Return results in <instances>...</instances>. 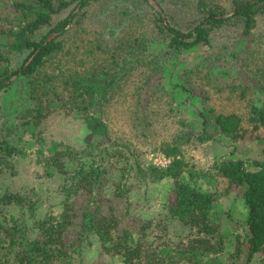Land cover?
<instances>
[{"label": "trees", "instance_id": "16d2710c", "mask_svg": "<svg viewBox=\"0 0 264 264\" xmlns=\"http://www.w3.org/2000/svg\"><path fill=\"white\" fill-rule=\"evenodd\" d=\"M168 1L0 0V173L14 168L10 158L26 156L32 149L46 178H62L64 197L56 211L48 210L30 230L15 216L2 219V208L25 207L35 216L39 205L31 202L32 197L11 193L0 199V264H73L94 243L101 253L119 257L123 264H227L229 259V264H253L264 254V161L221 157L212 166L199 168L186 155V147L195 143L217 137L241 142L249 132L264 129V49L257 48L256 38L264 21V0H233L231 13L211 0H197V19L185 31L168 12ZM100 8L108 13L97 12ZM70 9L67 17L55 22ZM94 11L105 14L103 21L110 20L115 28L96 40L95 49L90 48L95 39L89 40L87 53L75 57L79 53L66 47V36ZM232 28L237 34L224 56L216 51L214 35ZM51 34L55 37L50 39ZM198 47L205 48L202 60L183 69V82L170 89L159 86L169 65L175 68L182 55ZM104 54L109 55L108 62L101 61ZM17 56L24 58L14 65ZM134 74L150 77L140 90L135 127H150L157 115L154 107L160 103L166 115L179 117L178 132L157 148L171 158L165 168L144 164L128 142L114 138L105 117L120 81ZM15 77L22 81L20 99L4 120V93L14 86ZM214 88L244 102L246 114L212 106ZM188 109H193V119L184 114ZM54 113L74 115L84 123L82 150L44 138L42 125ZM123 149L133 179L145 185L173 182L167 220L195 236L175 247H149L145 238L151 222L141 229L134 222L122 228L116 215L103 213L98 198L110 177L107 164ZM219 180L226 182L227 194L235 192V200L243 203L246 216L240 222L235 208L225 210L223 195L213 190ZM126 183L116 190L129 206ZM81 193L90 201L78 209L74 199Z\"/></svg>", "mask_w": 264, "mask_h": 264}, {"label": "rangeland", "instance_id": "374dc122", "mask_svg": "<svg viewBox=\"0 0 264 264\" xmlns=\"http://www.w3.org/2000/svg\"><path fill=\"white\" fill-rule=\"evenodd\" d=\"M196 1L169 0L166 3V8L174 16V22L179 29L185 31L188 25L197 19V14H195L194 10ZM211 1L224 7L227 13L232 12L233 0ZM106 9L100 8L96 11L108 13ZM71 11L72 9L58 16L55 22L67 17ZM96 11H94L91 18L85 20L84 24H76L69 29L66 36V47L79 53L75 57L87 53L89 40L95 39L94 43L90 45L91 47L89 46L91 49H95L96 40L105 38L109 30L115 28V24L110 22V20L106 19L103 21L102 18L106 17L105 14L100 15ZM5 14H7V11ZM95 17H98V19ZM121 26L120 30L124 27V24ZM236 34L235 28L222 29L216 32L214 35L216 51L226 56L231 50L226 49L230 47ZM52 36L55 37V34L50 35V37ZM151 38H154V35ZM256 38L259 41L257 48L264 49V21L260 24ZM259 38H262V40H259ZM107 39L109 41L112 40L111 38ZM100 46V53L102 55L104 45ZM204 52L205 48L198 47L190 53L182 55L175 68L170 64L169 70L164 74L163 81H159V86L165 85L167 89H170L172 84L183 82L181 78L183 69L202 60ZM106 57L108 58L109 55L104 54L101 61L108 62ZM23 58L24 56L13 57V64L16 65ZM55 64H58V61ZM151 77L153 80L156 79L154 75H151ZM142 78V74H134L120 81L121 87L117 90L118 96L107 107L105 117L114 138H117L119 142H128L130 147L135 150V155L144 164L156 166L155 163L159 164L164 154L157 148L161 143L170 139L178 132L177 118L179 117H173L170 112L169 115H166V110L163 104L160 103V105L154 107L157 115L154 117L150 127L146 129L135 127L138 115L137 111H139L140 90L147 84L150 77L147 79ZM16 79L17 77L14 79V86L4 93V120H8L11 117L10 110L12 109L10 107H14V104L20 99L19 93L22 88V81H16ZM210 104L225 112L234 111L245 115L247 111L244 102L229 95L227 92L220 93L217 88L210 91ZM152 108L150 105V110ZM168 109L167 105V111ZM192 113L193 109H188L184 114L193 119L194 115ZM246 128L251 130L248 124H246ZM42 130L44 138L48 140L61 141L78 150L84 148V139L87 134L86 128L84 123L74 115L65 116L61 113H54L44 121ZM256 137L264 138V129L259 130L253 135L249 132L246 139L241 142H232L226 138L217 137V140L206 144L200 145L195 143L186 147V155L190 162L196 164L199 168L210 167L215 160L221 157L264 161V142H259ZM28 138V135H26L25 139ZM31 150L29 149L26 156L15 159L10 158L14 168L0 173V199L8 194L16 193L31 196V202L39 205L35 216H31L30 211L25 207L20 208L11 205L8 208H2L3 216L5 217H2V219L9 220L12 216H15L22 223V226H26L29 230L34 221L45 217L48 210L52 208L56 211L64 199L60 192L62 178L60 176L46 178L43 175L42 167L36 162L35 154ZM121 152L122 155L111 159L110 163L107 164L110 170V177L107 188L103 195L98 198V203L101 205L103 213L106 215L111 213L116 215L122 228L134 222L141 229L144 224L151 222L147 228L145 238L149 247L163 246L165 244L175 247L180 242H186L190 235L195 236L193 232L191 234L189 229L180 223L168 222L167 220L166 203L173 188V182L170 179L153 185H145L138 182L133 179L132 175L131 177L129 176L127 172L129 168L127 153H125L124 149ZM120 156L121 158L119 159ZM125 183L126 189L129 190V206L125 197L118 196L116 190L119 184H123L124 186ZM226 188V182L219 180L214 185L213 190H217L223 195L221 203L225 210L235 208V218L240 222L246 216V209L240 200H235L236 193L227 194ZM89 201L90 196L86 193H81L74 199V204L78 209H82ZM233 250L231 248V251ZM93 262H100V264H123L119 257L111 258V256L101 253L100 247L96 243H94L92 249L84 253L82 259L73 264H92ZM230 262V259L226 261L227 264ZM253 264H264V254L258 256Z\"/></svg>", "mask_w": 264, "mask_h": 264}, {"label": "built area", "instance_id": "2783aa9c", "mask_svg": "<svg viewBox=\"0 0 264 264\" xmlns=\"http://www.w3.org/2000/svg\"><path fill=\"white\" fill-rule=\"evenodd\" d=\"M161 160L163 161H160L159 164L155 163L156 166L158 167H167L170 163H171V158H168L167 156H165L164 154L162 155L161 157Z\"/></svg>", "mask_w": 264, "mask_h": 264}, {"label": "water", "instance_id": "95a60500", "mask_svg": "<svg viewBox=\"0 0 264 264\" xmlns=\"http://www.w3.org/2000/svg\"><path fill=\"white\" fill-rule=\"evenodd\" d=\"M152 4H153L158 10L161 11V9H160L158 6H156L154 2H152ZM52 37H54V36H52ZM52 37H50V39H51ZM15 78H16V77H15ZM15 78H13L12 80H14Z\"/></svg>", "mask_w": 264, "mask_h": 264}]
</instances>
